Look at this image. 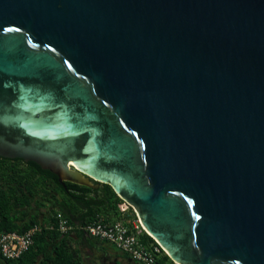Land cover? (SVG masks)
<instances>
[{"label":"water","instance_id":"1","mask_svg":"<svg viewBox=\"0 0 264 264\" xmlns=\"http://www.w3.org/2000/svg\"><path fill=\"white\" fill-rule=\"evenodd\" d=\"M0 156L110 185L175 263L264 264V0H0Z\"/></svg>","mask_w":264,"mask_h":264},{"label":"trees","instance_id":"2","mask_svg":"<svg viewBox=\"0 0 264 264\" xmlns=\"http://www.w3.org/2000/svg\"><path fill=\"white\" fill-rule=\"evenodd\" d=\"M64 184L33 161L0 156V232L22 233L40 226L26 251L17 258L0 256V264H86L81 243L101 242L84 230L86 224L98 218L129 221L136 217L131 207L120 210L123 200L108 184L99 183L96 188L71 181ZM44 207V213L36 210ZM56 212L68 219L72 229L66 233L57 230ZM143 236L145 241H154L145 232ZM159 261L174 264L165 252Z\"/></svg>","mask_w":264,"mask_h":264},{"label":"built area","instance_id":"3","mask_svg":"<svg viewBox=\"0 0 264 264\" xmlns=\"http://www.w3.org/2000/svg\"><path fill=\"white\" fill-rule=\"evenodd\" d=\"M128 207L130 206L123 201V204L120 205V210L124 211ZM55 219V227L61 233H66L72 229L68 219L61 212H56ZM39 229V225H34L22 233L14 230L1 231L0 256L3 258L19 257L32 244L34 233ZM84 230L91 236L104 239L109 244L126 253L138 264H163L159 261L164 252L163 249L154 239V241H145L141 238L142 234L147 232L137 216L129 221L124 219L103 220L98 218L86 224ZM173 263L178 264L174 261Z\"/></svg>","mask_w":264,"mask_h":264},{"label":"crops","instance_id":"4","mask_svg":"<svg viewBox=\"0 0 264 264\" xmlns=\"http://www.w3.org/2000/svg\"><path fill=\"white\" fill-rule=\"evenodd\" d=\"M143 238L145 239V236ZM81 254L86 264H138L128 255L117 251L108 242L90 243L89 245L81 243Z\"/></svg>","mask_w":264,"mask_h":264},{"label":"rangeland","instance_id":"5","mask_svg":"<svg viewBox=\"0 0 264 264\" xmlns=\"http://www.w3.org/2000/svg\"><path fill=\"white\" fill-rule=\"evenodd\" d=\"M99 239V238H98ZM99 240H101V242H106L104 239H99ZM100 242V243H101ZM117 251H119V252H121V253H123V254H126V253H124V252H122V251H120L119 249H117L115 246H113ZM127 255V254H126ZM134 262H136V261H134Z\"/></svg>","mask_w":264,"mask_h":264},{"label":"flooded vegetation","instance_id":"6","mask_svg":"<svg viewBox=\"0 0 264 264\" xmlns=\"http://www.w3.org/2000/svg\"><path fill=\"white\" fill-rule=\"evenodd\" d=\"M46 207H44V209H41V208H38V209H36V210H41V211H44V212H46V209H45ZM47 214V213H46Z\"/></svg>","mask_w":264,"mask_h":264},{"label":"bare ground","instance_id":"7","mask_svg":"<svg viewBox=\"0 0 264 264\" xmlns=\"http://www.w3.org/2000/svg\"><path fill=\"white\" fill-rule=\"evenodd\" d=\"M178 263V262H177ZM178 264H180V263H178Z\"/></svg>","mask_w":264,"mask_h":264}]
</instances>
